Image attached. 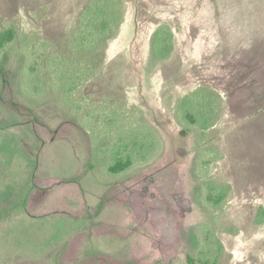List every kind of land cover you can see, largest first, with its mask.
Wrapping results in <instances>:
<instances>
[{"label": "rangeland", "instance_id": "rangeland-1", "mask_svg": "<svg viewBox=\"0 0 264 264\" xmlns=\"http://www.w3.org/2000/svg\"><path fill=\"white\" fill-rule=\"evenodd\" d=\"M90 1L0 0V31H16L0 58V264H264V0H118L120 26L64 94ZM160 26L173 50L153 63ZM198 92L217 97L211 127L183 133L174 110ZM131 125L160 155L111 176ZM206 184L226 189L214 207Z\"/></svg>", "mask_w": 264, "mask_h": 264}, {"label": "trees", "instance_id": "trees-1", "mask_svg": "<svg viewBox=\"0 0 264 264\" xmlns=\"http://www.w3.org/2000/svg\"><path fill=\"white\" fill-rule=\"evenodd\" d=\"M122 21V8L118 0H91L80 16V28L76 33L74 45L71 49L79 58L72 60L69 69L60 74L58 81L63 93L66 94L74 89L77 82L78 69L91 68L90 64L95 55L102 49L104 44L116 32ZM16 40V31L12 27L0 31V58ZM173 50V35L166 26L156 28L149 40V58L153 63L166 60ZM80 64V65H79ZM77 65L81 66L78 67ZM32 74V73H31ZM82 78V77H80ZM27 80V79H26ZM25 80V81H26ZM217 97L212 93H193L183 99L174 110V119L183 133L198 131L203 133L211 127L210 119L215 114ZM127 128L122 126L118 134L117 149L109 156L110 164L107 173L111 176H119L132 168L148 165L159 157L162 144L159 135L152 127L136 125ZM137 129L138 134L133 138L123 137V134L132 133ZM145 133V134H144ZM130 135V134H129ZM138 135L145 141L137 142ZM145 135V136H143ZM160 150V151H159ZM159 152V154H158ZM158 154V155H157ZM206 206L214 207L223 198L226 189L213 188L205 185ZM262 219L259 218L258 222ZM209 230L202 231L200 243L209 245Z\"/></svg>", "mask_w": 264, "mask_h": 264}]
</instances>
